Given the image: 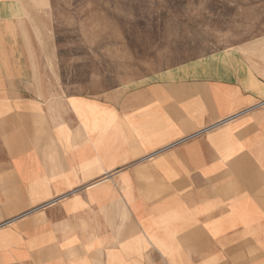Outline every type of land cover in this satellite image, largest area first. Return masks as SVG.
<instances>
[{"label": "crops", "instance_id": "1", "mask_svg": "<svg viewBox=\"0 0 264 264\" xmlns=\"http://www.w3.org/2000/svg\"><path fill=\"white\" fill-rule=\"evenodd\" d=\"M33 4L0 0V264H264V35L65 95Z\"/></svg>", "mask_w": 264, "mask_h": 264}, {"label": "rangeland", "instance_id": "2", "mask_svg": "<svg viewBox=\"0 0 264 264\" xmlns=\"http://www.w3.org/2000/svg\"><path fill=\"white\" fill-rule=\"evenodd\" d=\"M31 1L65 95L115 89L264 35V0Z\"/></svg>", "mask_w": 264, "mask_h": 264}, {"label": "bare ground", "instance_id": "3", "mask_svg": "<svg viewBox=\"0 0 264 264\" xmlns=\"http://www.w3.org/2000/svg\"><path fill=\"white\" fill-rule=\"evenodd\" d=\"M245 112V111H244ZM235 117V116H234ZM115 126V125H114ZM109 176V175H108ZM22 255V254H21Z\"/></svg>", "mask_w": 264, "mask_h": 264}]
</instances>
